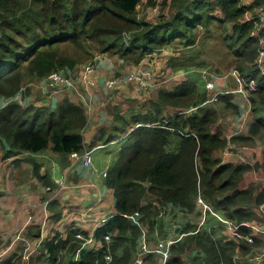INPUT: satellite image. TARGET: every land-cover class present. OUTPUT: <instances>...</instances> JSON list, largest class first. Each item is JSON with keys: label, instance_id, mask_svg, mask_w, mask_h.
<instances>
[{"label": "trees", "instance_id": "16d2710c", "mask_svg": "<svg viewBox=\"0 0 264 264\" xmlns=\"http://www.w3.org/2000/svg\"><path fill=\"white\" fill-rule=\"evenodd\" d=\"M141 2L0 0V98L10 100L0 107V145L6 158L48 148L71 154L85 147L83 129L88 116L81 102L65 95L53 110L11 101L26 76L38 81L53 71L71 72L97 54L140 64L150 53L172 44L194 47L200 27L205 29L207 42L223 41L245 86L251 80L257 82L249 93V132L230 141L257 140L264 147V75L256 62L264 27L255 33V13L263 8L264 0L244 4L240 0H164L162 12H166L157 23L139 17ZM246 11L254 16L245 19ZM188 56L178 62L171 57L172 67L188 66L186 61L193 65L200 59L199 51ZM197 85L190 88L188 81L173 89L160 88L146 113L132 110L124 115L120 103L113 105L115 122L99 130V140L110 142L127 134L132 141L122 147L106 174L105 184L113 191L116 212L95 229L93 247L84 248V239L77 237L81 232H71L65 240L44 241L47 257L43 260L48 264H142L157 257L149 253L138 263L144 234L147 239V235L157 233L159 218L171 208L184 216L194 213L203 218L199 225L198 221L185 223L167 264H256L252 253L264 238L256 237L249 243L244 236L252 229L245 224L264 220V185L256 188L247 184L250 164L222 163L214 157L230 143L216 128V110L204 104L206 95ZM229 96L221 94L220 98L236 109ZM167 106L196 110L176 112L172 118L164 114ZM173 134L181 138L175 150L169 147ZM257 166L264 171V149ZM34 169L39 175L38 164ZM199 196L213 212L239 225L242 237L233 235L210 210L203 209ZM257 206L261 212L255 210ZM207 216L218 224L209 229L202 226ZM258 224L264 227V223ZM82 235L89 238L88 232ZM108 252L112 255L109 262L105 259Z\"/></svg>", "mask_w": 264, "mask_h": 264}, {"label": "crops", "instance_id": "0c3cea01", "mask_svg": "<svg viewBox=\"0 0 264 264\" xmlns=\"http://www.w3.org/2000/svg\"><path fill=\"white\" fill-rule=\"evenodd\" d=\"M183 52L187 54V50ZM171 57H174V55ZM157 61L147 62V65L151 68L148 70L145 66V70H157L161 64V61ZM116 63L117 65L119 63L116 57L99 56L98 69L91 77L94 88L88 89L85 86L82 92L86 96L87 90L91 91L92 95L88 96L87 100L84 99V95L74 90L72 92L59 91L49 98L47 87L38 85L35 87V91L32 90L24 96L23 105L33 104L51 109L56 104L55 102L58 103L65 95L70 96L76 102L84 103L89 116V124L84 130L85 147L80 153L91 150L93 161L91 165L85 166L82 158L76 159L71 154L56 153L51 148L35 153H16L6 158L3 149H0V241L5 242L8 237L11 238L12 236L14 238L3 249L4 256L1 264H39L47 262L43 260L47 257L45 251H43L44 241L51 239L65 240L71 232L75 231L82 234L88 232L87 236L93 238L95 229L115 214L114 194L105 184L106 174L122 147L128 144L131 139L127 134L124 136L121 134L122 136L120 135L110 142H105L102 139L99 140L97 133L102 127H110L115 122V114L113 115L112 112L114 104L120 103V110L124 115H129L132 110H141L140 112L146 113L149 101L157 99L160 88L173 89L177 86L170 80L171 78L175 79V71H173L174 74H170L169 80L166 82L160 78L158 79L156 74V82L152 81L146 88H141L136 84H132L133 86L124 85L118 90L121 95L115 94L113 101L103 100V97H106V79L119 71ZM142 63L144 64V61ZM140 66L141 64L127 66V71L134 67L140 69ZM216 69L215 72H218L217 78L219 80L217 84L213 85L215 89L220 90L219 92L214 89L212 93H207L204 81L197 75L191 77L200 79L197 89L206 95L204 104L211 105L210 95H216L217 92L222 95H230V101L236 105L237 115L233 119L234 121L231 120V123L228 121L224 130L229 127L228 124L232 125V129L226 134L224 133L225 135L223 134L230 143L231 137L238 134H248V124L244 123V125L241 118L244 119V113L247 112L246 115L250 117V122H252L251 102L249 95L245 94V84L236 75L237 70L233 72L236 69L233 61L229 60L225 66H221L219 71ZM191 72L194 71L188 69L187 75ZM167 82L172 84L166 87L164 85ZM80 88L83 89V86ZM133 101H136V103ZM122 102L131 104L124 109ZM6 103L0 99V107ZM108 103L110 104L108 105ZM145 103L147 104L145 105ZM174 109L176 108L167 106L164 114L173 115L176 113V111L173 112ZM180 145V136L173 134L169 145L170 149H178ZM230 147L231 144L217 150L214 157L218 158V154H224L221 160L222 163L244 161L250 164L245 157L240 158V156L234 155L230 151ZM263 149L264 147H261L262 153ZM262 160L263 158H257L256 162L261 163ZM34 164L39 166V175L34 169ZM253 172L255 180H258V182L264 181L263 170L260 169L258 173L254 169ZM62 180H64L63 185H60ZM247 184L252 185L250 181H247ZM10 188L12 189L10 190ZM255 210L261 212V206L255 207ZM183 216L178 210L168 208L165 215L159 218L158 229L163 227L167 239L172 237L176 239L179 231L188 221ZM175 220L178 225L175 224ZM22 241L26 242L23 243ZM94 244L93 239L92 243L83 247L91 248ZM156 245L157 243L153 241L148 242L150 248H154ZM261 251L264 253V248H261ZM147 255V253H141L138 263Z\"/></svg>", "mask_w": 264, "mask_h": 264}, {"label": "rangeland", "instance_id": "374dc122", "mask_svg": "<svg viewBox=\"0 0 264 264\" xmlns=\"http://www.w3.org/2000/svg\"><path fill=\"white\" fill-rule=\"evenodd\" d=\"M163 1L164 0H142L140 7L138 8L139 17L142 19L157 23L159 21L160 15L163 14L164 12H166V11L162 12ZM240 1L242 4L245 3V1H243V0H240ZM257 12H258V10H257ZM251 17H252L251 14L248 11H246L245 19H250ZM263 25L264 24H260L257 22L256 27H255V31L257 33H259L261 31V28L263 27ZM205 35H206L205 29L200 27L199 28L198 42L194 47H192L190 49H185L183 46H180L177 44H172L169 47L162 48L160 50H156V51L150 53L143 60L144 64L142 63L143 61L140 63L141 64L140 69L137 67H134V68H131L129 71H127V66L139 65V64L126 63V62H124V61H122L116 57L118 59V62H119L118 65L116 63V66L119 67V71L117 72V74L113 75L112 77H109L108 79H111L113 77H122L123 83H121L120 85H117L111 89H107V87H106V89H105L106 90V92H105L106 97H103V100L113 101L112 99L115 97V94L121 95L118 90H120L119 88H121L124 85L128 86V85H132V84L135 85L136 84L138 86V84L135 80H131L128 82H124V81L126 79H128L129 77L136 76L141 71L149 72L151 74L150 83L152 81L156 82V74H157L158 79L160 78L162 80H165V82L168 81L170 74H174L173 71H175L176 77H175V79L171 78L170 80H171V82H173V84H177V86L181 85L182 83L189 81L191 83L190 88H193L195 85L200 83V79H202L204 81V86H205L207 93H209V92L212 93V91L215 89L213 84H215V83L217 84L218 83L217 81L219 80L217 78L218 72H215V69L217 68L216 70L219 71L221 66H225V64L228 63L229 60L232 61V57L228 55L227 49L225 48L223 41H220V44L217 41H212V42L208 41L207 42L205 39ZM259 43H260V45H264V38L260 39ZM61 46L64 48H67V50L69 52L74 51L72 49V47L66 46L65 44H62ZM185 50H187V54L183 52ZM197 51H199L200 59L198 58L197 61H194L193 65H189V63H187V61H186L185 63L188 64V66H181V67L178 66L177 68L172 67V61L170 63V59H171L170 57L172 55H174V58H176L175 62L176 61L178 62L181 60H186L189 57L188 54H190V53L195 54V52H197ZM101 55L102 54H97L96 57L94 58V61L96 60L98 65H97L95 71L88 75L87 79L84 78L85 68L89 63L93 62V60H90V61L78 66L75 70L71 71L67 75V77L71 78V83L68 84L66 89H63L62 91L67 90V91L72 92L74 90V91H78L79 93L84 95L82 92L84 91L85 86L88 89L94 88V86H92L93 82H92L91 77L94 73H96V71L98 69L99 56H101ZM104 55H106V54H104ZM203 58H206L207 61L203 62ZM154 60L161 61V64L159 65V68L157 69L158 71L154 70V69H152L151 71L145 70V68H144L145 66L148 70H149V68H151L149 65H147V62L151 63ZM199 60H200V62H198ZM161 69H162V71H161ZM188 69H191L194 72H191V74L187 75ZM235 71H236V69L233 70V72H235ZM72 73H73V75H72ZM178 75H181V76H178ZM192 75H197V76H199L200 79L192 78L191 77ZM47 76L45 78H43L42 80H38V81H36V79H34V78L30 79L29 76H26L27 78L24 79V81H23L24 85L21 87V89L18 93L20 97L16 98V99L14 98L11 101L18 102V103L23 105V101L25 98L24 96L28 95L32 90L35 91L36 90L35 87H37V85L40 87H45L47 85V82H48ZM147 76H149V75H147ZM108 79H106V81ZM213 80H214V82H213ZM106 81H105V86H106ZM171 82H167L164 86H166V87L170 86V84H172ZM81 86H83V89L80 88ZM215 90L218 92L220 91L218 89H215ZM245 90H246L245 94L249 95V93L251 91H248L247 89H245ZM56 93L57 92L50 90L47 93V96L50 98L51 95H55ZM91 95H92L91 91L87 90V95L86 96L84 95V99L87 100L88 96H91ZM122 95H123V93H122ZM210 96H211L210 97V102H211L210 106H212L213 109H215L216 113H217L216 123L219 125V127H216V128L219 130H222L223 134L224 133L226 134L227 132H229L232 129V125L228 124L229 127L226 128V130H224L225 127L227 126L228 121H230V123H231V120H233L236 117V115H237L236 109L235 108L233 109L231 106L228 107V105L226 103H223L224 101H220V100H222L220 98L221 94L216 92V95H213V96L210 95ZM0 99L4 100L7 103L10 101V100L5 99V98H0ZM133 102L136 103V101H133ZM55 103L56 104L53 106V110L57 106V101ZM109 104L110 103H108V105ZM122 104H123V108L126 109L131 103L128 104L126 102H122ZM223 104H224V106H222ZM82 105L84 106V108L86 110V114H87V108H86L85 104L83 103ZM24 106H26V105H24ZM27 106H29V105H27ZM194 109L195 108L183 106L181 108L174 109L173 112L176 111L179 113L188 114V113H191L192 111H194ZM246 113L247 112L244 113V119L241 118V121L243 124L244 123L248 124V127H249V122L251 121V119H250V117H248L246 115ZM87 116H88V114H87ZM166 116H172V118H173L175 116V114H173V115L168 114ZM88 124H89V116H88ZM87 125H86V127H87ZM85 128L83 129V133H84ZM238 135H240V134H238ZM243 135H245V134H243ZM230 144H231L230 151L234 155H236L237 157L240 156V158L245 157L246 161L251 164L250 166L252 167V170L247 173V180L250 181V183L252 185H255L256 188L260 187L261 185H264V181L258 182V180H255V176H254V172H253L254 169H256L258 171V173L260 171V168H258V166H257L258 162H256V159L257 158H263V153L261 150V147H262L261 142L257 141V140L246 141V140L241 139V140H236V141H230ZM0 149H2L1 145H0ZM253 155L256 157H254ZM223 157H224V154H218L217 159H219L221 161ZM242 162H244V161H242ZM261 176H263V175H261ZM62 181H61L60 185H63ZM11 189L12 188H10V190ZM198 204L200 206H202L203 209H205L203 204H201V203H198ZM161 214H163V211ZM185 217L188 219L189 222H192V223L193 222L197 223V221H198L197 225H199L201 223L200 221H202L201 219L203 218V215H202V217H201V215H199V217L198 216L195 217V214L193 213V214L185 215ZM181 220H183V219H181ZM217 222L218 221L214 217L207 216V219H206L205 223L202 224V226L206 225L204 227H208V229H209V227H211L212 225L218 224ZM256 223H264V220L263 221H256ZM175 224L178 225L176 220H175ZM221 232L219 234H221ZM165 234L166 233L163 232V227H162L161 229H159V231L157 233L155 232L152 235H147L146 240H148V242H149L152 239L151 241H153L154 243H158L160 241H165V240H167V236H165ZM172 238L175 239V237H172ZM13 239L14 238L12 236L11 238L8 237V240L5 242L0 241V250H3L7 246L9 241L12 242ZM25 239L27 240L26 237H25ZM22 242L24 243L26 241H22ZM261 248H264V243H262V245L256 247L255 248L256 252L253 254L256 256V255H259L260 253H262ZM141 262H139V263H141ZM39 264H48V263L42 262ZM142 264H160V259H159V257H151V259L143 262Z\"/></svg>", "mask_w": 264, "mask_h": 264}, {"label": "built area", "instance_id": "2783aa9c", "mask_svg": "<svg viewBox=\"0 0 264 264\" xmlns=\"http://www.w3.org/2000/svg\"><path fill=\"white\" fill-rule=\"evenodd\" d=\"M243 1H253V0H243ZM140 7V5L138 6V8ZM250 13V12H249ZM251 14V13H250ZM252 16V14H251ZM257 19H258V23H264V6L263 8L257 13ZM264 37L261 36L260 39H263ZM257 64L259 65L262 74L264 75V45H261V48L259 50V54L257 56L256 59ZM98 63L97 61L93 60V62L89 63L86 68H85V74H84V78L87 79L88 75L92 72L95 71L96 67H97ZM70 72L68 71H53L51 72L47 77H48V82H47V89L48 91H54V92H59L62 91L63 89H66L67 85L71 83V78L67 77V75ZM149 75V76H147ZM236 75H238L239 80L242 81L245 84L244 79L240 76L239 72L236 71ZM151 74L149 72H145V71H141L139 74H137L136 76L133 77H129L128 79H126L124 82H128L131 80H135L138 84L139 87L141 88H146L150 85V80H151ZM122 82V77H113L111 79H108L106 81V87L107 89H111L117 85H120ZM257 87V82L254 80H251L248 83V86H246L245 89H247L248 91H253L255 90ZM19 94L15 96L16 98H19ZM71 156L73 158L79 159L82 158L83 164L85 166H89L92 164V151L91 150H86L84 151L82 154L80 152H72ZM64 182V180L62 181V183ZM198 203H201L204 205L205 210H210L222 223H224L227 228L231 231V233H233V235L237 236V237H242V235L238 232V228L239 225L235 224L234 222H232L231 220H228L227 218L213 212L210 208V206L203 201V198L201 196L198 197ZM247 227L252 229V233L244 236L247 241L249 243L254 242V239L258 236L263 237L264 238V227L261 226L258 223H246L245 224ZM78 238H82L84 239L83 245L89 244L93 242V238H84L83 235H81V233L77 234ZM110 237L106 236V240H109ZM176 241H178V239H174V238H168L165 241H160L157 243L156 247L154 248H150L148 246V242L146 240L145 234H144V238H143V243H142V251L141 253H153L155 254L157 257H159L160 259V264H167L170 256H171V249L172 246L176 243ZM140 253V254H141ZM251 257V259L253 261L256 262V264H264V253H260L259 255H254ZM3 256H4V252L3 250H0V264L3 260ZM105 259L109 262L112 259V255L110 252L107 253Z\"/></svg>", "mask_w": 264, "mask_h": 264}]
</instances>
